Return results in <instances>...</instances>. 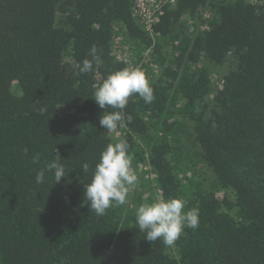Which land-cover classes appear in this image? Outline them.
<instances>
[{"label": "trees", "instance_id": "obj_1", "mask_svg": "<svg viewBox=\"0 0 264 264\" xmlns=\"http://www.w3.org/2000/svg\"><path fill=\"white\" fill-rule=\"evenodd\" d=\"M154 29L134 0H0V264H264V0H178ZM125 68L154 99L133 94L110 133L94 86ZM119 140L156 192L97 216L84 185ZM56 151L68 175L36 183ZM157 196L199 210L171 247L136 225Z\"/></svg>", "mask_w": 264, "mask_h": 264}, {"label": "clouds", "instance_id": "obj_2", "mask_svg": "<svg viewBox=\"0 0 264 264\" xmlns=\"http://www.w3.org/2000/svg\"><path fill=\"white\" fill-rule=\"evenodd\" d=\"M97 47L92 46L90 55L99 62ZM81 73L93 70V62L84 59L78 65ZM94 101L104 110L99 120V126L108 132H115L124 125L126 108L129 98L137 94L143 101L151 103L154 99L153 89L144 72L138 69H122L110 73L101 84L94 86ZM114 111L105 113L107 108ZM119 109L120 111H115ZM131 122V115L127 116ZM129 146L125 140L109 143L101 152L92 173L90 183L84 185V200L88 203L89 211L97 216H103L111 206L123 205L127 196L137 183V176L132 170V158ZM61 156L56 151V158L47 163L46 168L37 172L36 183H44L45 172L53 173L55 184L59 183L65 174V167L60 162ZM39 161V155L33 156V163ZM82 171H89V164H82ZM185 203L179 198L157 199L150 203L141 204L135 211L138 230L144 232L149 242L161 240L165 246L171 247L179 239L184 229H195L199 223V210L184 211Z\"/></svg>", "mask_w": 264, "mask_h": 264}, {"label": "rangeland", "instance_id": "obj_3", "mask_svg": "<svg viewBox=\"0 0 264 264\" xmlns=\"http://www.w3.org/2000/svg\"><path fill=\"white\" fill-rule=\"evenodd\" d=\"M198 24H200V22H198ZM210 70H211L213 83H214V90H215L217 87L220 86L223 72L225 70L213 69V68ZM116 136L118 137L119 133H117ZM132 170L134 174L137 176L138 180L135 188L131 190L127 196V200H126L127 206L132 205L137 196L143 195L144 198H146L156 192V187L154 184L155 177H154L153 169L150 167V165L147 164L146 166L141 168L135 167L132 168ZM157 198L160 199L159 196H157Z\"/></svg>", "mask_w": 264, "mask_h": 264}, {"label": "built area", "instance_id": "obj_4", "mask_svg": "<svg viewBox=\"0 0 264 264\" xmlns=\"http://www.w3.org/2000/svg\"><path fill=\"white\" fill-rule=\"evenodd\" d=\"M178 0H134V14L139 18L144 30L155 37L154 26L158 15L168 6H173Z\"/></svg>", "mask_w": 264, "mask_h": 264}]
</instances>
